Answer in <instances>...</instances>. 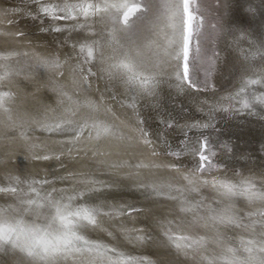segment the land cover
<instances>
[{
  "label": "bare ground",
  "instance_id": "obj_1",
  "mask_svg": "<svg viewBox=\"0 0 264 264\" xmlns=\"http://www.w3.org/2000/svg\"><path fill=\"white\" fill-rule=\"evenodd\" d=\"M21 1L0 0V264H264V0H225L208 92L176 57L182 0ZM214 126L237 142L209 140L213 172L170 155Z\"/></svg>",
  "mask_w": 264,
  "mask_h": 264
},
{
  "label": "rangeland",
  "instance_id": "obj_2",
  "mask_svg": "<svg viewBox=\"0 0 264 264\" xmlns=\"http://www.w3.org/2000/svg\"><path fill=\"white\" fill-rule=\"evenodd\" d=\"M25 2L24 0L21 1L20 3ZM227 2L224 0H192L191 3V9L196 16L197 21L199 22V27L196 30V34L193 36L192 40V45H191V52H190V70H191V79H193L194 75L197 74L198 76V82L195 81V87H191L188 84L184 82L188 86V88H203L205 92H208V87L212 88L211 85V77L217 76V72H213L214 69V64L216 60V56L219 52L220 49V35L223 34V29L221 27L222 23H224L223 20V5L226 6ZM144 7V8H143ZM183 7V5H182ZM141 9V10H139ZM141 11H146L147 12V6H139L136 8V10L130 11L125 17L124 20L129 23L132 19L136 18L137 14L140 13ZM126 10L124 11V13ZM140 16V14H139ZM28 19V18H27ZM36 21V18L27 24V28L29 30H32V27L30 26L32 22ZM31 28V29H30ZM42 33L45 35H52L54 38L55 42H59L58 40H61L64 42H69L75 46L77 41L79 39H83V36L79 35L78 37L71 39H68V36L66 35L63 37L62 35L65 33H57L54 32L52 33V30L49 31L47 29H41ZM32 34V32L30 33ZM56 39V40H55ZM219 43V44H218ZM77 46V45H76ZM80 48V46H78ZM228 51V50H227ZM84 58H85V53H83V50H81ZM216 55V56H215ZM183 61V57H182ZM182 65V63H181ZM196 69L198 71H196ZM183 72V69H182ZM181 72V73H182ZM215 74V75H214ZM183 76V75H182ZM224 83L228 82V78H225L222 80ZM193 90V89H192ZM210 90V89H209ZM179 98L184 99V97L179 94V93H173L171 95V101L169 102L168 108H171V104H176V110H172L171 112H174V115H179L181 112H177L179 109L177 107V101ZM172 118L171 115L169 116V119ZM35 127L31 126L30 129H34ZM38 129H41V127H37ZM221 129L217 126L211 127L207 130H204L202 135L200 136V139H206L208 141V146H209V140L213 139L214 142L216 141H222L226 140L229 142H237L236 138L233 136H224L221 134ZM55 135V134H54ZM53 135V136H54ZM56 136V135H55ZM197 140H195L194 134H186V136L178 141L175 145V148L170 151V155L174 153L175 155L178 154L176 149H179L180 151H185L188 147V149H192L191 145L194 144ZM221 146H224V144L221 143ZM256 147L260 149L261 152H264L263 147L264 143L263 142H258ZM183 148V149H182ZM209 156V162L210 164H214V160L212 159L211 155L207 153ZM241 167V166H240ZM206 170V171H205ZM202 172H213V169L210 167H206L204 170H201ZM5 190V189H4Z\"/></svg>",
  "mask_w": 264,
  "mask_h": 264
},
{
  "label": "snow or ice",
  "instance_id": "obj_3",
  "mask_svg": "<svg viewBox=\"0 0 264 264\" xmlns=\"http://www.w3.org/2000/svg\"><path fill=\"white\" fill-rule=\"evenodd\" d=\"M191 3L192 0H182V10L178 11V14L183 17V34H182V47L179 51L176 52V57L179 59L180 56L183 57L182 61V75L183 80L186 84H188L191 87H195V81L191 79V70H190V52H191V45L193 36L196 34V30L199 27V22L196 19V16L194 15L192 9H191ZM79 7L80 12L84 13L85 15L89 14L90 9L92 8V4L87 5H68L65 4V6L60 9L61 13H67L68 15H59L56 18L58 19H66L69 16L72 15L71 9ZM50 11H54V9H50L49 7H44L40 9V12L44 15L49 14ZM75 18V17H72ZM81 50H84L83 48ZM88 57L90 58L92 56V48L89 47L88 50ZM245 107H248L246 104ZM169 127H172L173 125H168ZM192 153L195 155L197 159V167L201 170H204L206 167H210L211 164L209 162V156L207 155L209 151L208 141L206 139H199L194 144L191 145ZM225 188L228 189V192L232 195L235 193L233 192L232 187L225 184ZM94 210L89 209L85 206H82L81 208L77 209L75 213H73L76 216H83L85 220H90L92 223H95V220L92 219V212ZM71 215V214H70ZM64 217H61V220H63ZM15 229L11 228L8 225H0V242L7 244L9 243L10 237L8 233L14 231ZM78 240H82L81 237H77ZM40 242V238L36 237V243ZM83 243L87 244V241H83ZM13 247H16L15 243L13 242ZM29 254H31L29 252Z\"/></svg>",
  "mask_w": 264,
  "mask_h": 264
}]
</instances>
